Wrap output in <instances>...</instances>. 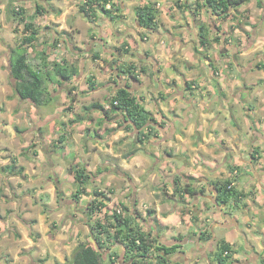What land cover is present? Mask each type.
Masks as SVG:
<instances>
[{"label": "crops", "instance_id": "crops-1", "mask_svg": "<svg viewBox=\"0 0 264 264\" xmlns=\"http://www.w3.org/2000/svg\"><path fill=\"white\" fill-rule=\"evenodd\" d=\"M41 1L47 3L48 12L57 24L52 26L53 39L59 36L55 29L70 31V15L75 21L86 18L91 23L93 28L90 27L92 32L88 35L86 57L93 59L102 53L103 59L117 58L114 67H103L106 76L113 79L110 92L113 94L128 81L129 90L154 118L148 129L152 132L151 137L146 141L153 147L150 152L152 166L159 162L153 169L158 167L165 175H170L172 186H168V199L163 201L155 197L156 212L150 218L137 215L136 221L144 226V230L152 231L160 243L181 244L172 259L182 264H219L215 252L216 243L221 239L232 245L234 261L231 264H264V6L251 7L247 11L249 22L245 23L233 20L231 14L219 18L207 8L199 9L197 15H193L190 6L176 16L172 13L175 8L165 4L166 0H114L119 7L114 12L116 17L97 10L93 20L81 11L77 10L75 14L74 5L68 0H21V6L15 9L26 13L33 7L36 11ZM79 2L81 6L84 0ZM148 3L156 5L157 9L163 3L160 9H164L171 25L165 33L161 32V27L146 30L139 25L136 8ZM5 8L0 0V12ZM244 9V4L239 7L240 12ZM43 11L46 10L41 6L40 12ZM259 13L261 17L257 18ZM203 24L209 28L210 38H220V45L214 43L207 49L202 47L199 28ZM232 24H240L234 27L233 35L238 38L237 44L241 39V48L237 44H226L227 37L229 41L233 40L229 31ZM250 29V40L246 43L245 31ZM173 30L184 35L175 34ZM165 35L169 40H164ZM68 39H59L64 44L58 45L67 47ZM11 47L8 42L0 41V80L10 77ZM127 49L131 50L123 54ZM175 58L181 64L179 72L173 67ZM137 59L141 62L134 65L133 75L130 72L118 74L117 66L124 67L125 63L132 64ZM141 67L145 72L139 71ZM253 72L257 75L251 76ZM81 73L79 69L77 76ZM239 107L244 112L236 111L235 115L234 108ZM234 119V127L229 131L231 126L226 120ZM40 128L37 124L34 130L39 132ZM2 129L4 127L0 125V133ZM10 130L13 133L10 136H16L14 128ZM2 141L0 136V155L5 148ZM140 155L137 151L129 160L134 163ZM13 157L16 161L17 157ZM5 174L14 179L26 176L25 172ZM176 178L183 184L191 183L195 193H184L179 197L174 193ZM226 178L232 179L234 187L241 193L242 200L238 205L218 204L215 199L217 190L213 182ZM145 188L139 182L134 184L133 190L139 196ZM21 217L23 229L29 234L42 225L48 228L45 213L36 217L37 220H26V214ZM153 217L158 222L155 223ZM205 230L211 237L203 241L201 237ZM177 235L180 236L175 238ZM211 243H214L213 251H210L213 248L209 249ZM187 244H190L189 248Z\"/></svg>", "mask_w": 264, "mask_h": 264}, {"label": "rangeland", "instance_id": "rangeland-1", "mask_svg": "<svg viewBox=\"0 0 264 264\" xmlns=\"http://www.w3.org/2000/svg\"><path fill=\"white\" fill-rule=\"evenodd\" d=\"M2 1L6 8L0 12V41H6L11 46H15L21 41L24 26L8 8L21 6V0ZM187 1L185 4L183 0H166L165 4L175 8L172 13L177 16L187 6L194 8V0ZM68 2L75 6H73L75 14L77 10L80 11L79 0H68ZM162 4L157 10L158 13L162 11L163 13L157 14L156 24L150 30L161 27V32L165 33L171 25L164 14V9H160ZM40 5L46 11L41 13L29 7L25 13L26 19L39 30L36 43L33 48L28 49L30 59L39 61L36 59L37 53L44 49L52 61L74 64L82 70V73L63 80L60 85L50 84L49 91L52 97L43 105H34L28 100L21 99L16 94L14 80L11 77L0 80V125L4 127L0 136L3 138L1 144L5 146L2 149L4 153L0 155V264H68L80 243L94 245L92 225L103 222L109 226L112 222L111 214L120 207L136 217L140 215L141 218H150L156 212L155 197H159L160 200L162 198L163 201L168 199L170 197L167 193L168 186H172L170 175H165L158 167L153 169L159 164L157 162L152 166L153 159L151 161L150 157L153 155L150 152L153 147L146 141L141 146L140 143H136L135 131L121 127L120 117L111 114L110 117L105 118L100 110L85 109L86 106L95 102L106 108L109 107L112 96L110 83L113 79L106 76L103 67H113L118 63L117 58L103 59L102 53L93 59L87 58L86 49L90 42L88 35L92 32L90 27L93 28V26L86 18L75 21L71 15L68 17L70 31L55 29L59 35L56 36L58 39L62 38L65 41L66 37H69L68 46H62L63 42H58L62 44L61 46H54L52 40L55 34L52 32V26L56 23L48 12L47 3L41 1ZM244 5V11L240 12L238 8L231 13L233 20L249 22L247 11H250L251 7L261 8L264 6V0H247ZM260 17L259 13L257 18ZM184 19L187 17L184 16ZM239 25H230L229 31L232 33L230 36L233 40L229 41L227 37L226 44H237L238 38L236 39L233 35V30ZM173 31L175 34L184 35L183 32ZM245 32L244 38L247 43L250 40L251 29ZM63 34L66 36H62ZM166 36H164L165 41L169 40ZM142 38L143 36L140 35L141 40ZM238 41L240 44L237 45L241 48L243 46L241 39ZM214 43L217 46L220 45V38L218 41H212L209 46ZM230 49L232 50L233 47ZM130 50L127 49L123 54H127ZM53 55L56 56L52 57ZM218 56H220L219 53ZM173 60V67L179 72L178 67L181 66L179 59L178 62L177 58ZM139 62L141 61L137 59L133 64H140ZM91 73L96 82L95 89L90 88L88 83ZM251 74L256 76L257 72ZM236 111L244 112L240 107L234 108L235 115ZM112 116H115L114 119L109 120ZM234 122L235 119L231 122L226 120L227 125L231 126L228 127L229 131H232ZM37 124L41 126L39 131L41 133L34 130L35 127L37 129ZM12 128L16 136L11 137L13 133L10 129ZM61 133L65 136L63 142L58 141ZM134 147L139 149L138 152L141 155L140 158L135 159L134 163H131L129 157L132 154H129ZM13 155L17 157L16 170L18 167H23V172L26 174L24 178H11L1 169L11 164ZM148 160L151 163L147 162ZM76 166L90 173V178L85 185L86 190L79 195V202L73 200L78 189L73 172ZM151 173L154 175L152 176ZM139 182L145 185L146 190L137 196L133 187ZM163 182L165 184H162ZM58 186L61 190L59 202L56 197ZM99 191L105 192L104 199L98 197L104 204L100 210L89 215L86 208L95 197L94 192ZM178 196L180 197L179 194ZM148 209L152 212L148 213ZM164 210H166L165 206ZM44 213L48 228L42 225L34 228L31 234L23 229L22 214L28 216L26 220H37L36 217ZM154 220L155 223L158 222L156 218ZM142 227L144 228L143 225ZM107 230L111 235L115 233L114 227H109ZM104 235L107 234L104 233ZM107 242L109 249L101 251L103 264H112L106 258V253L108 250H113L116 254L122 253V244L113 240ZM212 246L214 247V243H211L209 249L213 248ZM186 247L189 248L190 244ZM213 250L214 248L210 251ZM126 262L124 257H120V261L117 259L113 264H128V261Z\"/></svg>", "mask_w": 264, "mask_h": 264}, {"label": "trees", "instance_id": "trees-1", "mask_svg": "<svg viewBox=\"0 0 264 264\" xmlns=\"http://www.w3.org/2000/svg\"><path fill=\"white\" fill-rule=\"evenodd\" d=\"M247 0H194L193 15H197L199 9L207 8L212 14L217 15L219 18H225L229 16L233 11H236L240 6L246 3ZM110 7H106L107 4ZM38 6L37 11H40ZM79 10L90 20L96 15L97 10H101L105 15L110 17H116L114 12L119 10V7L115 4L114 0H84L79 7ZM10 13L17 16L18 20L23 23V36L21 41L15 46L10 48L9 52V74L14 80V89L16 94L23 100H28L34 105H43L51 100V91H49L50 84L58 83L59 85L63 80L72 78V75L78 74L79 68L74 64H65L61 61H50L49 55L46 50L42 49L37 53V59L35 62L30 59L28 49L33 48L39 35V30L34 27V24L28 21L25 17V12L20 9L11 7ZM158 10L152 3L138 6L136 8V18L141 27L151 29L155 26V20L157 18ZM209 28L206 25H201L199 28V40L202 47H208L212 41H218V37H209ZM53 45L57 46L59 39L52 40ZM117 64V63H116ZM128 64V65H127ZM51 65V66H50ZM65 67H63V66ZM50 66V67H49ZM114 67V65H113ZM118 67V74L129 73L132 74L134 64L125 63L124 67ZM139 71L145 72L144 68H140ZM94 76L88 78L90 88L95 89L96 82ZM136 78V77H134ZM190 87V83H188ZM130 86L127 81L126 85L121 86L115 90L109 101V107L98 102L92 103L85 107L86 110L96 109L103 112L105 118L110 117L111 114H116L120 117L121 127L125 129H132L136 133V143L143 144L150 137L152 132L149 129L150 122L154 121L152 114L145 108V106L139 101V99L132 94L129 90ZM73 100V99H72ZM112 116L111 119H114ZM64 133H61L58 137L59 142H63ZM139 149L134 147L130 154H134ZM253 159L255 158L252 153ZM12 163L3 166L1 169L7 174L17 175L23 172V167H18L16 170L15 160L12 159ZM74 178L78 184L76 194L73 196L75 202H79L80 194L86 190V183L90 178V173L84 168L78 166L74 169ZM180 178L174 179L175 190L174 193L183 196L184 193L193 195L194 189L191 187V183L181 184ZM214 187L217 190L216 201L218 204H231L238 205L242 200L241 193L236 190L233 184V180L226 178L223 180H217L213 182ZM184 188V189H183ZM95 197L90 201L87 206V213L92 215L96 210H100L103 206L102 200L98 197H106L104 191L94 192ZM57 201L61 200V190L56 187ZM244 197V196H243ZM104 199V198H103ZM126 209V208H125ZM122 207L115 209L111 214V221L109 226L106 223L96 222L92 225L91 231L93 234L94 245L90 243H80L74 251L72 257L67 262L68 264H103L102 250L109 249L107 241H118L122 244V252L125 262L128 264H182L179 261L172 259V256L181 247V244L175 243L172 245H166L160 243L157 237L152 235V231H146L136 221V216L129 212L121 211ZM152 210L148 209V213ZM114 225V226H113ZM109 227H114L115 233L110 234L107 230ZM104 233L107 235L105 236ZM104 235V237H103ZM211 237L209 231L202 232L201 240H208ZM178 238V237H177ZM216 261L219 264H231L233 249L232 245L225 240H218L216 243ZM153 249V250H152ZM121 253L116 254L113 250H108L106 258L110 263H115L118 259L120 261ZM116 259V260H115ZM127 263V262H126Z\"/></svg>", "mask_w": 264, "mask_h": 264}, {"label": "built area", "instance_id": "built-area-1", "mask_svg": "<svg viewBox=\"0 0 264 264\" xmlns=\"http://www.w3.org/2000/svg\"><path fill=\"white\" fill-rule=\"evenodd\" d=\"M106 7H109V3L106 5Z\"/></svg>", "mask_w": 264, "mask_h": 264}, {"label": "bare ground", "instance_id": "bare-ground-1", "mask_svg": "<svg viewBox=\"0 0 264 264\" xmlns=\"http://www.w3.org/2000/svg\"><path fill=\"white\" fill-rule=\"evenodd\" d=\"M184 189V188H183Z\"/></svg>", "mask_w": 264, "mask_h": 264}]
</instances>
